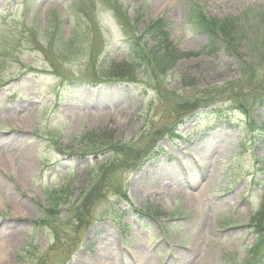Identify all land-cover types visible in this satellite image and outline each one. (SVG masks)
<instances>
[{
	"label": "rangeland",
	"instance_id": "rangeland-1",
	"mask_svg": "<svg viewBox=\"0 0 264 264\" xmlns=\"http://www.w3.org/2000/svg\"><path fill=\"white\" fill-rule=\"evenodd\" d=\"M263 51L264 0H0V264H264Z\"/></svg>",
	"mask_w": 264,
	"mask_h": 264
},
{
	"label": "bare ground",
	"instance_id": "bare-ground-1",
	"mask_svg": "<svg viewBox=\"0 0 264 264\" xmlns=\"http://www.w3.org/2000/svg\"><path fill=\"white\" fill-rule=\"evenodd\" d=\"M10 118L12 120H18L20 122V124L22 126H28L29 124V116L28 114H23L21 117H17L15 114H11L10 115ZM29 157L28 156H25L24 158H22V161H21V166H20V170L22 171L21 172V177L24 179V181H27L28 178H29V174H28V171H29V168H30V162L28 161ZM7 166H10V164L6 163V161L4 160L3 156L0 154V168H2L3 170H5V167ZM158 171V169L156 170ZM155 171V173H156ZM176 169H168V171L166 172H161L160 174L158 173L157 177L154 178L153 182L159 186H161V188H159L161 191V193L163 192V190L165 189V186L167 185L166 182L164 181H161L159 179H163L162 177L166 178L167 175H169L168 177V180H172V177L175 173ZM154 173V174H155ZM153 174V176H154ZM163 189V190H162ZM189 199H190V202L193 203V205H197L198 207L200 206L199 203H201L202 201V198L201 195H199L198 197H193L192 194H189L188 195ZM197 240L194 242V245L191 249H189V253L186 255L187 256V259L186 260H183V262H180L179 264H194L196 263L195 261L196 260H200L198 258L201 257V252H202V248H201V243L199 242V238H196ZM8 244H6L4 247H7ZM2 249V248H1ZM104 257L106 258H109L108 255H104ZM197 261V262H198ZM144 264H148L147 262H145Z\"/></svg>",
	"mask_w": 264,
	"mask_h": 264
},
{
	"label": "trees",
	"instance_id": "trees-1",
	"mask_svg": "<svg viewBox=\"0 0 264 264\" xmlns=\"http://www.w3.org/2000/svg\"><path fill=\"white\" fill-rule=\"evenodd\" d=\"M201 30L206 32L209 37H210V47L211 48H216L218 50L219 47L221 46H225L229 51L231 52H237V48H238V43L237 39L231 37L230 31L231 28L225 26V25H221L218 24L217 22H214L213 20H209L207 18H201ZM222 35L224 36V38L222 37ZM226 37V38H225ZM230 38V39H228ZM229 42H228V41ZM134 43V41H133ZM257 63L259 65V61L260 63H264V51L261 55H259V57L257 58ZM244 72L245 74H250V77H254L256 75V68L254 66L253 61L251 60L250 62L244 63ZM246 70V71H245ZM123 78H116L113 81H120ZM109 80V79H108ZM197 104V103H195ZM199 108V105H195L193 106V109L196 110ZM82 219V218H80Z\"/></svg>",
	"mask_w": 264,
	"mask_h": 264
}]
</instances>
